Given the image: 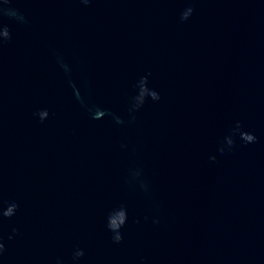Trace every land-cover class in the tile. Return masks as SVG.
<instances>
[{
  "label": "clouds",
  "instance_id": "1",
  "mask_svg": "<svg viewBox=\"0 0 264 264\" xmlns=\"http://www.w3.org/2000/svg\"><path fill=\"white\" fill-rule=\"evenodd\" d=\"M10 2L11 0H2V5H7ZM89 2L90 0H81V3H84V4H88ZM2 5H0V13L7 15L9 17L16 18L20 22H26L25 17L23 16V14L19 13L18 10L4 9ZM193 11L194 9L191 7L186 8L181 13V17H180L181 21L187 20L192 15ZM10 38H11V34H10L9 28L6 26L0 28V44H2L6 40H9ZM57 63L60 65L61 68L64 69L66 73L70 72L68 65L63 62L62 57H59V56L57 57ZM72 87H73V92H74L76 99L83 105L84 100L82 96L80 95L79 90L76 89L74 84L72 85ZM136 88H137V94L130 98L131 99V107L129 109L130 112H134L138 110L140 107H142L147 98H151V100L153 101H158L160 99L159 93L156 92L154 89H151L148 87L147 76H143L140 78V80L138 81L136 85ZM88 111L91 114V118L94 120L103 119L105 116H112L115 119L116 123L121 124L124 122L123 120L120 119V117L115 116L114 113H111L107 109H102V108L93 106V107H89ZM34 115L38 116L40 121L43 122L45 119L48 118L49 112L46 109H44V110H40L37 113H34ZM237 134L239 135V138L245 143H254L256 141L255 135L250 132L243 131L241 124L237 122L236 127L231 130V134L225 137V142H226L228 151L232 150V147L235 144V140L233 137ZM219 151L221 153H224L225 148L221 147ZM210 159L215 160V157H210ZM18 207L19 205L15 201L7 202L6 208L3 207V203L0 202V219L11 218L12 216L16 214ZM119 209H122V210L119 211L118 214L116 215L112 214L115 210H113V212L109 214L108 225H107L108 228L113 233H115V235L113 236V240L116 243H119L123 238L122 235L120 234V229L123 227V225L125 224L127 220L126 210L123 207H120ZM12 231L13 233H15L17 230L14 228ZM11 238L12 237L10 236L9 239ZM5 250H6L5 245L2 239H0V256L3 255ZM83 255H84V252L82 250H77L74 254V259L82 257Z\"/></svg>",
  "mask_w": 264,
  "mask_h": 264
}]
</instances>
